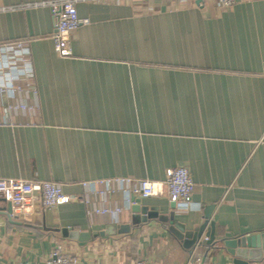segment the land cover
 I'll return each instance as SVG.
<instances>
[{
  "label": "crops",
  "instance_id": "obj_1",
  "mask_svg": "<svg viewBox=\"0 0 264 264\" xmlns=\"http://www.w3.org/2000/svg\"><path fill=\"white\" fill-rule=\"evenodd\" d=\"M76 9L89 22L65 57L53 48L48 6L0 11V43H27L35 84L0 94V177L53 180L88 197L39 204V216L16 222L0 197V264H44L56 244L78 264H188L194 248L195 264H236L219 239L264 231V0H80ZM178 165L194 183L191 208L177 210L166 188L140 197L163 219L132 212L119 190L80 184L163 181ZM102 206L122 209L94 211ZM206 208L218 242L168 230L191 231Z\"/></svg>",
  "mask_w": 264,
  "mask_h": 264
},
{
  "label": "built area",
  "instance_id": "obj_2",
  "mask_svg": "<svg viewBox=\"0 0 264 264\" xmlns=\"http://www.w3.org/2000/svg\"><path fill=\"white\" fill-rule=\"evenodd\" d=\"M80 0H41L35 2H20L15 4H0V11L25 9L35 5L49 7L53 17L54 30L51 33L53 48L59 56L71 54L70 39L72 33L80 24L89 22L87 17L77 13L76 2ZM94 1V0H93ZM119 1V0H116ZM237 0H216L220 6H228ZM34 72L29 56V47L23 40L0 43V94L12 93L24 88L35 91ZM8 109H36L34 104L17 103L6 106ZM80 184L90 189L94 194L102 195L111 190H119L124 194L125 202L133 203L132 197L161 195L164 188L168 199L174 203L177 210H187L192 206L194 183L185 165L168 167L163 181L132 176L104 177L93 180H83ZM0 197L10 205V216L24 218L34 212L37 202L45 208L66 203L73 199L88 202V197L67 194L61 184L53 180L37 178L0 177ZM120 206H102L94 209L96 213L116 214ZM189 255L188 264H195L193 252ZM44 264H78L77 258L63 250L61 244H56L45 258ZM94 264V263H88ZM132 264H153L149 260L137 259Z\"/></svg>",
  "mask_w": 264,
  "mask_h": 264
},
{
  "label": "water",
  "instance_id": "obj_3",
  "mask_svg": "<svg viewBox=\"0 0 264 264\" xmlns=\"http://www.w3.org/2000/svg\"><path fill=\"white\" fill-rule=\"evenodd\" d=\"M133 203L131 205L132 212H137L141 214H145L147 217H158L163 219V215H159L157 211H153V208L148 207L145 204L140 203L139 197H132ZM210 208V207H209ZM209 208L204 211V220L194 227L191 231H183L180 226H177L173 223L172 226L168 228L170 232H172L177 238L183 239L190 238L198 239L202 244L212 245L218 240L215 239L214 233V220L210 219ZM34 210L36 211L34 218L40 215L39 213V203L34 204ZM6 215H8L9 219L12 222H16L10 217V205L8 204L6 210L3 211ZM167 218V216H166ZM138 218L135 219V221ZM35 220V219H34ZM141 218L137 220L140 222ZM129 229V224H121L119 226L118 231L123 232ZM204 235L203 238L201 236ZM185 240V239H184ZM222 242L223 247H225L228 252L233 257V262L236 264H246L248 261H256L264 257V231L259 233H251L248 235H241L235 238H223L219 239Z\"/></svg>",
  "mask_w": 264,
  "mask_h": 264
}]
</instances>
